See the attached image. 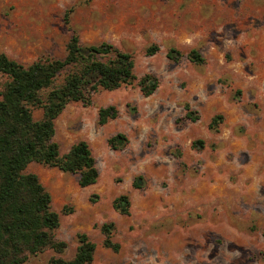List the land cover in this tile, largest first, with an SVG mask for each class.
Masks as SVG:
<instances>
[{"label": "rangeland", "instance_id": "374dc122", "mask_svg": "<svg viewBox=\"0 0 264 264\" xmlns=\"http://www.w3.org/2000/svg\"><path fill=\"white\" fill-rule=\"evenodd\" d=\"M73 34L132 53L135 80L90 105L70 102L54 120L59 155L85 142L98 180L81 188L78 174L26 166L50 195L53 236L66 248L23 264L71 260L82 233L95 245L90 264H264V0H0V54L20 65L62 58ZM151 44L159 51L145 56ZM148 74L158 87L145 97L138 81ZM109 106L117 117L98 125ZM117 134L126 142L111 149ZM121 195L128 216L112 206ZM104 223L117 250L103 245Z\"/></svg>", "mask_w": 264, "mask_h": 264}, {"label": "trees", "instance_id": "16d2710c", "mask_svg": "<svg viewBox=\"0 0 264 264\" xmlns=\"http://www.w3.org/2000/svg\"><path fill=\"white\" fill-rule=\"evenodd\" d=\"M158 51L159 46L151 44L144 54L153 56ZM179 55L173 48L166 54L174 61ZM188 57L193 63L203 62L196 50H191ZM133 68L132 53L106 42L84 45L75 34L68 40L62 58H40L24 66L0 54V76L6 79L0 86V264H23L28 256L47 248L56 252L66 248L65 242L53 236L59 216L51 210L50 195L36 175L24 170L29 163L37 162L78 174L81 188L94 185L98 171L88 145L80 141L60 156L53 141L54 120L70 102L87 106L99 90L112 91L130 85L135 80ZM138 87L143 96H150L157 89L158 80L144 75ZM35 109L42 110L40 119L33 118ZM184 110L186 119L197 120L188 104ZM116 117L113 106L100 108L97 123L104 125ZM219 119L220 116H215L209 128L213 129ZM125 142L123 134L108 140L111 149H119ZM132 186L138 188L135 182ZM112 206L119 214L129 215L130 202L126 195L115 198ZM68 211L71 213V208ZM113 229L112 223H104L100 233L104 237L103 245L117 250L118 245L110 240ZM77 241L71 260L53 258L47 264H90L95 245L84 233L77 235Z\"/></svg>", "mask_w": 264, "mask_h": 264}]
</instances>
